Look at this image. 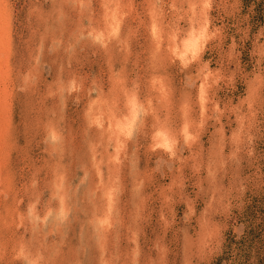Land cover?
<instances>
[{
  "label": "rangeland",
  "instance_id": "obj_1",
  "mask_svg": "<svg viewBox=\"0 0 264 264\" xmlns=\"http://www.w3.org/2000/svg\"><path fill=\"white\" fill-rule=\"evenodd\" d=\"M2 11L0 264H264V0H0ZM193 23L202 49L182 65L170 47ZM133 96L143 113L117 141L105 120ZM158 128L173 154L154 145Z\"/></svg>",
  "mask_w": 264,
  "mask_h": 264
},
{
  "label": "bare ground",
  "instance_id": "obj_2",
  "mask_svg": "<svg viewBox=\"0 0 264 264\" xmlns=\"http://www.w3.org/2000/svg\"><path fill=\"white\" fill-rule=\"evenodd\" d=\"M194 10V9H193ZM102 15V14H101ZM6 16V15H5ZM107 16V15H106ZM108 17V16H107ZM4 11H2L1 13H0V30L2 29V27H4ZM116 18V14L114 13L113 15L111 14L110 15V22H109V32L110 33H112V34H116L117 33V31H118V24H117V21H118V19H115ZM192 20V19H191ZM107 24H108V22H107ZM198 24H199V22H198ZM99 25V24H98ZM193 25H194V23H193ZM6 26V25H5ZM91 26V25H90ZM192 26V25H191ZM190 26V27H191ZM207 26V25H206ZM194 27H195V25H194ZM194 27H192L191 29H187L188 31H187V33L183 36V38H180V37H178V36H173V44H172V46L170 47V52H171V54H172V56L173 57H175V58H177L178 60H180V62L182 63V65H186V64H188V62H190L191 60H192V58H195V57H197L198 55H199V53L201 52L200 50L202 49V41H204V27H199V28H194ZM3 32H5V31H3ZM153 32H155V30L153 29V31H152V33ZM4 34V33H3ZM97 34V33H96ZM95 34V35H96ZM104 34V33H103ZM112 34H110V35H112ZM153 34H155V37L156 38H158V39H160L159 37H160V35H158L157 34V32H155V33H153ZM98 35V34H97ZM108 35H109V33H108ZM169 35V34H168ZM173 35V34H172ZM7 36V35H6ZM3 36H1L0 37V39L2 38ZM99 37L101 38L102 36H100L99 35ZM104 37V36H103ZM4 38V37H3ZM7 39V38H6ZM108 39V38H107ZM113 39V38H112ZM93 40V39H92ZM170 40V39H169ZM9 41V40H8ZM106 41V40H105ZM3 42V41H2ZM5 44H3L2 46H0V146H2L3 144H1L2 143V141H4L5 139H3L4 137H6V132H7V128H5V125H7V120H6V114L8 113L7 111V107H8V103H9V101H8V99H9V97H10V95H9V92H8V88H7V80L9 79V70H8V67H7V64H8V57L9 56H6V54H7V50H6V46H4ZM107 46V45H106ZM194 48H196L197 49V54L195 55V56H193V49ZM8 49V48H7ZM9 50V49H8ZM7 57V58H6ZM203 69H205L204 67H202ZM207 70V69H206ZM202 73V72H201ZM207 77V76H206ZM205 78V77H204ZM155 79V78H154ZM72 81V80H71ZM159 81V80H158ZM7 82V83H6ZM69 82V81H68ZM6 83V84H5ZM152 84V83H151ZM80 86V85H79ZM204 86H206V85H204L203 84V82L201 83V85H200V88H201V90H203L204 89ZM75 87V86H74ZM162 87V86H161ZM208 88V87H207ZM156 91L158 90L157 88L155 89ZM163 90V89H162ZM132 91V90H131ZM166 91V90H165ZM112 92V91H111ZM161 92V91H160ZM203 92V94L205 93V91H202ZM201 91H200V94L202 93ZM113 93V92H112ZM118 93V92H117ZM158 93V92H157ZM162 93V92H161ZM199 94V95H200ZM130 95V94H129ZM133 95V94H132ZM198 95V96H199ZM120 96V95H119ZM162 96H163V94H162ZM205 96H206V94H205ZM101 97V96H100ZM117 97H118V95H117ZM126 97H128V96H126ZM164 97V96H163ZM11 98V97H10ZM114 98H115V96L113 97V100H114ZM121 98V97H120ZM165 98H166V96H165ZM96 99V98H95ZM105 99V98H104ZM202 99V98H201ZM200 99V100H201ZM98 101H99V99H97ZM102 100V99H101ZM112 100V99H111ZM121 100V99H120ZM125 100V99H124ZM129 101H128V113H127V115L126 116H122L123 114H122V112H121V118H119L118 117V114H117V116L116 117H113V118H108V119H106L105 117H103V116H101L102 114L100 113V114H98V115H100L101 117H97V118H95L96 120V124L98 125V127L99 128H103V126H102V122L104 121V119H106L105 121H106V123H105V121H104V123L105 124H107V128L109 129V132H110V134H112L113 136H115V138L117 139V141H120L119 140V138L120 137H123V138H127L128 136H129V134H130V132H131V130H133L132 129V127H133V125H134V122H135V120H136V118H137V115H139L138 113L139 112H141V113H143V110H140V107L142 106H139V102L137 101V98L135 97V96H133V97H131V98H129L128 99ZM11 101V100H10ZM97 101V102H98ZM103 102V101H102ZM113 102L114 101H112V104H113ZM116 102V101H115ZM150 102V101H149ZM118 103V102H117ZM119 103H120V101H119ZM93 104H95V103H92V105ZM101 104V103H100ZM108 104V103H107ZM106 104V105H107ZM125 104V103H124ZM102 106V105H101ZM99 107H100V105H99ZM113 108V107H112ZM108 109V108H107ZM107 109H105L106 110V113H107ZM121 109V108H120ZM91 110H92V108H91ZM103 110V109H102ZM110 110H112V109H110ZM149 110V109H148ZM86 111V110H85ZM116 111H118L117 109L115 110V112ZM125 111V110H124ZM112 112V111H111ZM115 112H114V114H115ZM119 112V111H118ZM127 112V111H126ZM9 114V113H8ZM90 114V113H89ZM112 114V113H111ZM110 114V115H111ZM120 114V113H119ZM126 114V113H125ZM116 115V114H115ZM161 115V114H160ZM92 116V115H91ZM7 119H8V117H7ZM90 119V118H89ZM91 120V119H90ZM156 121V120H155ZM93 122V121H92ZM94 123V122H93ZM159 124V123H158ZM104 125V124H103ZM50 125L48 124V127H49ZM102 126V127H101ZM106 126V125H105ZM139 126H141V125H139ZM184 128H187V127H184ZM46 129V128H45ZM51 129V128H50ZM91 129V128H90ZM183 129V128H182ZM189 129V128H188ZM52 130V129H51ZM54 130V129H53ZM56 130V129H55ZM168 130V129H167ZM187 130V129H186ZM102 131H103V129H102ZM55 132V131H54ZM108 132V133H109ZM56 133V132H55ZM104 133H105V131H104ZM103 133V134H104ZM155 135L152 137V139H153V142H154V145L156 146V147H158L159 149L161 148L162 150H164V151H167V152H169V153H171V154H173L174 153V151H173V147H174V140H173V135L171 136L170 134H169V132H167L165 129L164 130H162V128H158L155 132ZM182 133H183V131H182ZM51 134V133H50ZM54 135V134H53ZM184 135L186 136V138H189L190 137V135L188 134V132L187 131H184ZM189 135V136H188ZM56 136H57V134H56ZM55 136V137H56ZM184 136V137H185ZM54 137V136H53ZM148 137H149V135H148ZM58 138V137H57ZM122 138V139H123ZM175 138V137H174ZM176 139V138H175ZM6 141V140H5ZM116 141V142H117ZM124 141V140H123ZM7 143V142H6ZM121 143H123V142H121ZM116 145V144H115ZM118 148H120V145H116ZM3 147H5L4 145H3ZM2 147V148H3ZM1 150V149H0ZM8 151V150H7ZM120 153V152H119ZM3 154V153H2ZM120 155V154H119ZM2 157V156H1ZM0 157V158H1ZM121 157V156H120ZM2 158H5V157H2ZM114 158V160L116 159V158H119L118 156H115V157H113ZM121 159V158H120ZM1 160H3V159H1ZM93 160V159H92ZM113 160V159H112ZM117 160V159H116ZM119 160V159H118ZM6 161V160H5ZM3 163H5V162H3ZM114 163V162H113ZM4 165V164H3ZM2 165V166H3ZM5 166V165H4ZM3 166V167H4ZM5 170V168H3V171ZM99 170V169H98ZM3 174H4V172H2V169H1V167H0V183H2V181L4 180V178H2V176H3ZM109 174V173H108ZM84 175V174H83ZM64 177V176H63ZM89 177V176H88ZM82 178V177H81ZM6 181V180H5ZM4 181V182H5ZM109 188H110V186H109ZM7 191V190H6ZM108 191V190H107ZM109 191H110V189H109ZM112 191V190H111ZM113 192V191H112ZM115 192V191H114ZM109 193V192H108ZM107 193V194H108ZM106 194V193H105ZM67 195V194H66ZM112 197V196H111ZM106 198H109V197H106ZM113 198V197H112ZM107 201H108V199H106ZM105 200V201H106ZM112 201V200H111ZM110 201V202H111ZM113 202V201H112ZM111 202V203H112ZM16 203V202H15ZM105 203H107V202H105ZM109 203V202H108ZM107 203V204H108ZM63 206L64 205H62V208H63ZM107 206V205H106ZM108 206H109V204H108ZM58 208H59V206H58ZM61 208V210L63 211L64 210V208L62 209ZM107 208V207H106ZM3 209V208H2ZM107 209H110L109 207L107 208ZM100 210V209H99ZM55 211V210H54ZM68 211V210H67ZM107 211V210H106ZM66 212V211H65ZM108 212V211H107ZM106 212V213H107ZM56 214V213H55ZM54 214V215H55ZM57 215V214H56ZM59 215V214H58ZM62 215V214H61ZM104 216V215H103ZM102 216V217H103ZM60 217V216H59ZM96 218H98V217H96ZM95 218V219H96ZM101 218V217H100ZM3 219V218H2ZM61 220V219H60ZM103 220V219H102ZM100 224H103V225H105V224H107V220L106 219H104L103 221H101V223ZM108 224H110L109 222H108ZM113 225V224H112ZM32 226V225H31ZM109 226V225H108ZM107 226V227H108ZM102 227V226H101ZM99 229H100V226H99ZM46 250V249H45ZM105 255V254H104ZM4 256V255H3Z\"/></svg>",
  "mask_w": 264,
  "mask_h": 264
},
{
  "label": "snow or ice",
  "instance_id": "obj_3",
  "mask_svg": "<svg viewBox=\"0 0 264 264\" xmlns=\"http://www.w3.org/2000/svg\"><path fill=\"white\" fill-rule=\"evenodd\" d=\"M192 54H193V56H195L197 54V49L196 48L193 49V53Z\"/></svg>",
  "mask_w": 264,
  "mask_h": 264
}]
</instances>
